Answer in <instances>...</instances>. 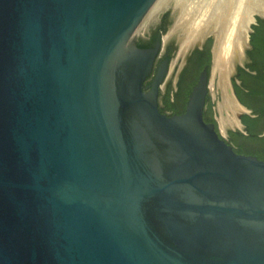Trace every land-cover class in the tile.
<instances>
[{"label": "water", "instance_id": "obj_1", "mask_svg": "<svg viewBox=\"0 0 264 264\" xmlns=\"http://www.w3.org/2000/svg\"><path fill=\"white\" fill-rule=\"evenodd\" d=\"M163 1L0 0V264H264V161L232 141L264 156L235 88L264 78V21L234 49L229 111L220 79L209 92L220 36L208 30L179 60L186 26L165 43L176 0L150 20ZM170 12L162 42L138 49ZM209 40L186 111L161 113L160 48L175 87Z\"/></svg>", "mask_w": 264, "mask_h": 264}, {"label": "bare ground", "instance_id": "obj_2", "mask_svg": "<svg viewBox=\"0 0 264 264\" xmlns=\"http://www.w3.org/2000/svg\"><path fill=\"white\" fill-rule=\"evenodd\" d=\"M261 2V1H260ZM264 4V3H263ZM171 0L156 5L150 20L157 19ZM181 9L179 25H173L166 35L165 43L181 32L186 26L187 42H181L179 59L184 51L191 49V43L200 44L203 35L212 30L220 36V46L209 79V92L214 94L216 79H220L226 109L231 111L230 76L234 49L243 54L244 43H249L250 30L256 17L264 18V8L257 0H176L173 11Z\"/></svg>", "mask_w": 264, "mask_h": 264}, {"label": "flooded vegetation", "instance_id": "obj_3", "mask_svg": "<svg viewBox=\"0 0 264 264\" xmlns=\"http://www.w3.org/2000/svg\"><path fill=\"white\" fill-rule=\"evenodd\" d=\"M170 21H171V12L170 14L162 15L159 22L156 24V26L152 27L148 33H146L143 36H140L139 39H137L136 41L137 48L140 50L154 49L157 43L162 42V39L164 37L163 35L167 31ZM208 42L209 41H206L205 44L201 48L198 47V49L193 51L190 54V56L187 58L185 62V66L183 67V69H181L182 71L180 72L178 76L177 84L175 85V87L172 85L170 81H168L169 80L168 79L169 75L167 72L168 68H165L166 66H163V63L165 61H168V58L171 53V48L167 47L166 51H163L164 47L160 48L158 55H161L162 52H165L164 57H163L165 58V60L159 65V66L162 65L160 71L165 70L163 81L161 82V87L159 88V93H158V102H159V99H161V103L163 102L162 105H160L159 103V110L161 113L168 115V116H174V115H181L184 109L186 111V107H187L190 95L193 92L194 88L197 86L198 82L200 81L202 74L205 71L210 70V64L212 63L211 62V59H212L211 49L212 48L209 50ZM197 45H200V44H197ZM209 53L211 55L210 62H209ZM193 67H196L194 73H193ZM156 79L157 77L154 80L150 81L151 79L147 78V80L144 83V88H143V91L145 93H150L153 90ZM166 82L167 84H166L165 90L163 91L162 88ZM181 98H183L185 102L184 108L181 111L177 110L176 108H173L172 110L165 109L166 107L165 102L167 100L168 101L170 100V102L176 103ZM207 101H208V95L206 96V104H207ZM206 104H205V109H204V115L207 110ZM213 118L215 120L214 115H213ZM247 131H248V128H247ZM241 134L245 135L242 132Z\"/></svg>", "mask_w": 264, "mask_h": 264}, {"label": "trees", "instance_id": "obj_4", "mask_svg": "<svg viewBox=\"0 0 264 264\" xmlns=\"http://www.w3.org/2000/svg\"><path fill=\"white\" fill-rule=\"evenodd\" d=\"M259 22L261 23L262 21L259 20ZM252 45H254V36H252V40H251ZM212 41L209 40L208 42V47L209 50L211 49V45ZM211 59V55L209 53V62ZM258 84V85H257ZM252 87H250V93L249 94H245L243 92V90L238 87L235 86L237 94L241 100V102L243 104H245L247 107H249L250 109H252L254 111V115L255 117H250L247 115H244L242 117L243 119V123L247 126L248 128V139L249 141H255V142H261L262 144H264V137H261L263 134V129L261 128V126H263L264 124V103L261 104V101L264 100V98L262 97L264 94V78L263 80H260L259 82H257L256 80L254 82L251 83ZM245 87H248V85H244ZM260 106V109H258V107ZM207 110L206 113L204 115V119L206 122L208 123H213L215 125V127L217 128V123L213 118V105L212 103L209 101H207L206 104ZM185 112V109L182 111L181 114H183ZM210 116V118H209ZM235 134V133H234ZM233 135V133H230V138ZM240 137L244 136L242 134H238ZM235 137H238L237 135H235ZM233 141V143H232ZM231 143L233 144L235 151L238 154L241 155H246V156H254L257 157L258 159L264 161V156L259 155L258 153H253V152H248V151H244L242 150H237V144L235 143L236 140H232Z\"/></svg>", "mask_w": 264, "mask_h": 264}, {"label": "rangeland", "instance_id": "obj_5", "mask_svg": "<svg viewBox=\"0 0 264 264\" xmlns=\"http://www.w3.org/2000/svg\"><path fill=\"white\" fill-rule=\"evenodd\" d=\"M261 1V2H260ZM257 2L259 3V4H261L262 3V6H263V8H264V0H257ZM257 18H261V19H263V17H260V16H257L256 17V19ZM256 26V22L252 25V29H254V27ZM249 38H250V36H249ZM172 42V40H170L169 42H167V43H171Z\"/></svg>", "mask_w": 264, "mask_h": 264}, {"label": "crops", "instance_id": "obj_6", "mask_svg": "<svg viewBox=\"0 0 264 264\" xmlns=\"http://www.w3.org/2000/svg\"><path fill=\"white\" fill-rule=\"evenodd\" d=\"M262 20L264 21V19H262ZM256 28H257V26L254 27V29H256ZM250 43H251V41H250Z\"/></svg>", "mask_w": 264, "mask_h": 264}]
</instances>
